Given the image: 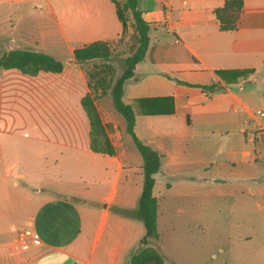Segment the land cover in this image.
<instances>
[{"label":"crops","instance_id":"crops-1","mask_svg":"<svg viewBox=\"0 0 264 264\" xmlns=\"http://www.w3.org/2000/svg\"><path fill=\"white\" fill-rule=\"evenodd\" d=\"M224 1L138 0L142 17L150 24V42L123 92L135 110L138 137L161 154L154 186L159 237L149 239V244L159 248L167 240L160 231L159 214L161 202L170 200L177 214L194 211L192 219L178 220L194 235L209 239L196 245L203 261L217 256L214 238L232 235V226L221 220L235 213H264V114L257 112L264 111V0H244L234 30L221 29L214 13ZM0 10H6V22L14 23L2 54L12 48L46 51L41 48L44 24L53 45L62 43L69 53L66 62L56 55L64 63L61 72L28 75L2 67L0 119L5 114L2 104L10 98L12 70L29 83L53 76L50 81L57 85L62 75L79 81L83 90L71 117L74 110L77 117L87 116L83 127L40 128L29 136L4 124L0 128V196L6 203L1 213L7 214L0 264H130L146 234L144 221L126 214L139 206L143 157L127 137L113 142L115 154L91 149L90 120L81 103L90 88L85 62L74 57L76 47L122 35L115 2L0 0ZM25 20L28 25L22 28ZM247 69L252 72L244 73ZM56 165H81L84 173L80 181L57 180L36 169ZM29 166L33 168H21ZM12 172L20 180H13ZM95 199L104 203L94 205ZM113 207L117 216L108 227ZM175 223L176 219L170 231L177 229ZM236 225L245 242L255 236L263 241L264 223H250L245 217ZM18 229L31 230L40 242L23 249ZM167 262L171 261L164 255L163 264Z\"/></svg>","mask_w":264,"mask_h":264},{"label":"rangeland","instance_id":"rangeland-1","mask_svg":"<svg viewBox=\"0 0 264 264\" xmlns=\"http://www.w3.org/2000/svg\"><path fill=\"white\" fill-rule=\"evenodd\" d=\"M45 11V10H43ZM44 13V12H42ZM7 12L0 10V56L3 50H6L11 40L12 32L14 29L13 22L10 19L5 21V16ZM45 15V14H43ZM28 25L25 20L22 22L21 27L24 28ZM48 27L44 24L41 29L42 39L41 41L45 43L44 47L48 52H53V54L61 57L64 62H66L69 53L67 47L60 43V45H53L54 39L50 37L48 33ZM25 30V29H24ZM23 30V31H24ZM37 32V31H36ZM40 32V31H39ZM24 43V40L22 41ZM7 45L5 47L4 45ZM137 44L136 34L132 26V19L129 18L126 25V33L123 38H118L111 42L112 54L108 60L95 59L92 61H87L83 64L87 79L92 81L93 88L96 89L95 103L102 117L105 130L110 137L112 143L119 139L123 141L124 137H127L129 143L134 147L135 151L138 153L140 159L142 160V155L136 147L131 135L126 132V123L123 115L116 109L112 95L111 88L117 78L124 72L126 68L125 57L131 54ZM5 70L0 66V77L3 75ZM9 74V96L10 98L5 100L2 104V110L4 119H0V128H3V124L6 127L17 128L22 134L30 135L34 134L38 129H48L52 128H65L72 125L85 126L87 123V116L77 117L74 110L75 117H71V109L73 105L77 104L78 96L83 90V86L79 81H71V77L62 75L58 78L57 85L51 83V76H47L48 79H41V81L27 82L28 79L25 78L21 72L17 70H12ZM90 75H93L92 79ZM105 78L102 82L98 80L100 78ZM48 80V81H46ZM52 84V85H51ZM6 99V98H5ZM9 113L8 122L6 123V114ZM4 122V123H3ZM87 127V124H86ZM5 128V127H4ZM35 129V130H34ZM127 135V136H126ZM62 138L64 135H60ZM28 143L25 141V144ZM114 144V143H113ZM29 145V144H28ZM30 145H33L31 143ZM38 145V142H36ZM34 146V145H33ZM2 167V166H0ZM12 168V167H11ZM22 169L33 168L21 167ZM43 170L42 175L56 176L64 180H74L80 181L82 176L83 166L81 165H68V166H52V167H39L36 169ZM18 169V167H16ZM52 174H48V173ZM11 178L13 180H20L19 177L15 176L12 172ZM2 184L0 182V193L2 191ZM8 186L7 182L5 183ZM2 198L0 196V237L4 234V226L6 221L4 216L7 214L1 213V207L6 205L2 203ZM100 199H95L94 205L100 206L103 204ZM170 205H173L171 201L165 203L161 202L160 205V231L163 235L167 236V240L161 242L159 248L163 252L167 259L176 264H264V238L258 240L259 236H255L251 242H245L239 238V234L243 231L238 229L236 222L238 220H243L247 217L250 223H264V213L255 212L250 214H238L235 213L231 219H223L222 222L228 223V227L232 226L231 237L218 235L212 240L213 247L215 248L216 258H207L203 261L200 253H197L196 245L200 242H209L207 236H203L201 233L194 235L195 231H192L189 227L184 226L178 220V218L186 217L185 219L190 220L194 215V211L190 210L184 214H177L173 212ZM117 216V207L111 209V216L108 220V227L114 221ZM225 215H221V219ZM176 219V227L170 231L172 221ZM234 225V226H233ZM243 227H246L243 225ZM20 229L17 230V235ZM261 234V233H260ZM259 241V245L257 244ZM220 248H223L221 251ZM224 259L226 262H224ZM174 260V261H173Z\"/></svg>","mask_w":264,"mask_h":264},{"label":"trees","instance_id":"trees-1","mask_svg":"<svg viewBox=\"0 0 264 264\" xmlns=\"http://www.w3.org/2000/svg\"><path fill=\"white\" fill-rule=\"evenodd\" d=\"M116 5L117 15L123 23V38L129 18L136 34L137 44L131 54L125 57L126 68L117 78L111 88V95L116 109L123 115L126 131L131 135L137 149L143 157V187L136 209L127 210L126 214L140 218L144 221L146 234L142 237L143 245L132 254L130 264H163L164 254L154 245L149 244V239L158 238V208L159 202L154 194L155 173L161 166V154L152 146L144 143L135 130L136 113L132 104L123 99L124 83L134 75L136 64L141 61L150 42V24L142 17L138 8V0H113ZM244 0H225L224 4L214 10L219 19L220 27L224 30H234L238 27L239 17L243 10ZM111 42L108 40H95L74 49L77 62H87L95 59L108 60L112 54ZM0 66L9 69L16 68L28 75H37L40 71L61 72L64 68L63 60L56 55L30 48H12L0 56ZM220 73V70H217ZM244 73L252 72L250 69ZM93 75H90L92 79ZM102 82L105 78H100ZM90 91L86 93L81 103L90 120V147L93 151L115 154L117 149L108 136L100 112L95 103L96 89L92 81L88 80ZM212 88V86H206Z\"/></svg>","mask_w":264,"mask_h":264},{"label":"built area","instance_id":"built-area-1","mask_svg":"<svg viewBox=\"0 0 264 264\" xmlns=\"http://www.w3.org/2000/svg\"><path fill=\"white\" fill-rule=\"evenodd\" d=\"M260 114H264L263 110L258 109L257 111ZM18 239L20 242V245L23 249H26L30 246V243H39L40 239L36 237L31 230H21L18 233Z\"/></svg>","mask_w":264,"mask_h":264}]
</instances>
